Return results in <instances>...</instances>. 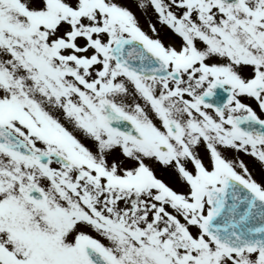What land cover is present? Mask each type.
<instances>
[{"label": "snow or ice", "instance_id": "snow-or-ice-1", "mask_svg": "<svg viewBox=\"0 0 264 264\" xmlns=\"http://www.w3.org/2000/svg\"><path fill=\"white\" fill-rule=\"evenodd\" d=\"M0 264H264V0H0Z\"/></svg>", "mask_w": 264, "mask_h": 264}]
</instances>
